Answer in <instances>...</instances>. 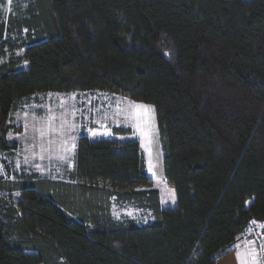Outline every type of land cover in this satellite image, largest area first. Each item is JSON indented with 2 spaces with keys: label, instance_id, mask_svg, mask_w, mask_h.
<instances>
[{
  "label": "trees",
  "instance_id": "obj_1",
  "mask_svg": "<svg viewBox=\"0 0 264 264\" xmlns=\"http://www.w3.org/2000/svg\"><path fill=\"white\" fill-rule=\"evenodd\" d=\"M76 90L153 106L176 204L137 141L81 133L66 180L0 182L18 193L0 196V264H216L264 235V0H27L0 17V150L25 99ZM111 199L151 221L110 217Z\"/></svg>",
  "mask_w": 264,
  "mask_h": 264
},
{
  "label": "rangeland",
  "instance_id": "obj_2",
  "mask_svg": "<svg viewBox=\"0 0 264 264\" xmlns=\"http://www.w3.org/2000/svg\"><path fill=\"white\" fill-rule=\"evenodd\" d=\"M1 3L0 14L6 17L9 7L12 14L22 11L27 0H11V3L0 0ZM132 103L151 106V111L145 113L141 109L136 115L137 110L131 106ZM8 123L14 126V130L8 132L10 147L0 150V182L12 183L31 176L66 180L76 139L79 134L86 133L92 139L137 141L143 151L152 187L159 190L162 207L176 204L174 189L163 177V151L155 111L150 104L99 90L47 92L25 99ZM114 128H125L129 133L114 134ZM17 195V192L0 193L4 199L16 198ZM113 215L115 219H134L139 225L151 221L149 211L127 203L114 202Z\"/></svg>",
  "mask_w": 264,
  "mask_h": 264
},
{
  "label": "crops",
  "instance_id": "obj_3",
  "mask_svg": "<svg viewBox=\"0 0 264 264\" xmlns=\"http://www.w3.org/2000/svg\"><path fill=\"white\" fill-rule=\"evenodd\" d=\"M1 8H2V3L0 4V9ZM10 12H11V9L9 7L8 13ZM0 17H2V14H0ZM24 67H26V63L24 64ZM15 192L17 191H12L11 194ZM160 201H161V197H160ZM113 203L114 202L111 199V206L108 210V215H110V217L112 218H114ZM74 218L77 219L76 215H74ZM261 226H264V224H261ZM249 230L250 228H248L246 233ZM252 263H253V258H252L249 248L246 245L245 234L239 237L232 251H230L228 254H226L225 256H223L221 259H219L216 262V264H252Z\"/></svg>",
  "mask_w": 264,
  "mask_h": 264
},
{
  "label": "built area",
  "instance_id": "obj_4",
  "mask_svg": "<svg viewBox=\"0 0 264 264\" xmlns=\"http://www.w3.org/2000/svg\"><path fill=\"white\" fill-rule=\"evenodd\" d=\"M253 258L252 264H264V236H254L246 240Z\"/></svg>",
  "mask_w": 264,
  "mask_h": 264
},
{
  "label": "snow or ice",
  "instance_id": "obj_5",
  "mask_svg": "<svg viewBox=\"0 0 264 264\" xmlns=\"http://www.w3.org/2000/svg\"><path fill=\"white\" fill-rule=\"evenodd\" d=\"M9 3H11V0H9ZM134 109L137 110L136 115H139V110H144L145 113L151 111V106H147V105H143V104H136V103H132L131 105ZM145 135H147V133H145ZM150 151V150H149ZM152 165L150 162V169H151ZM174 199V196L172 197ZM239 239V238H238Z\"/></svg>",
  "mask_w": 264,
  "mask_h": 264
}]
</instances>
